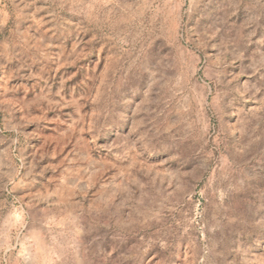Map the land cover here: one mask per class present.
Instances as JSON below:
<instances>
[{
    "label": "rangeland",
    "instance_id": "rangeland-1",
    "mask_svg": "<svg viewBox=\"0 0 264 264\" xmlns=\"http://www.w3.org/2000/svg\"><path fill=\"white\" fill-rule=\"evenodd\" d=\"M0 264H264V0H0Z\"/></svg>",
    "mask_w": 264,
    "mask_h": 264
},
{
    "label": "crops",
    "instance_id": "crops-1",
    "mask_svg": "<svg viewBox=\"0 0 264 264\" xmlns=\"http://www.w3.org/2000/svg\"><path fill=\"white\" fill-rule=\"evenodd\" d=\"M4 119H5V117H4ZM5 131H8V130H5ZM5 148H7V147H5V146L3 145V146H2V150L5 151V150H6Z\"/></svg>",
    "mask_w": 264,
    "mask_h": 264
}]
</instances>
